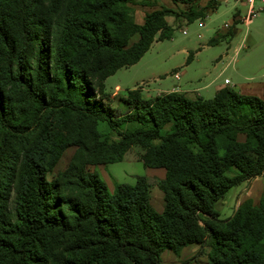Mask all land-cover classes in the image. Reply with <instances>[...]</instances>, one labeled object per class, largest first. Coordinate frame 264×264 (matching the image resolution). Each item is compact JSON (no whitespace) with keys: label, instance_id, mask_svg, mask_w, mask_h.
I'll list each match as a JSON object with an SVG mask.
<instances>
[{"label":"trees","instance_id":"1","mask_svg":"<svg viewBox=\"0 0 264 264\" xmlns=\"http://www.w3.org/2000/svg\"><path fill=\"white\" fill-rule=\"evenodd\" d=\"M172 1L189 24L218 5ZM133 2L0 0V264H163V253L191 245L210 249L208 264H264V206L227 220L216 209L264 177V100L228 87L212 99H145L139 87L117 114L104 103L106 81L175 34L173 9L139 25ZM134 145L147 169L165 170L161 212L146 177L111 192L92 169L123 162ZM70 148L66 170L49 180Z\"/></svg>","mask_w":264,"mask_h":264},{"label":"rangeland","instance_id":"2","mask_svg":"<svg viewBox=\"0 0 264 264\" xmlns=\"http://www.w3.org/2000/svg\"><path fill=\"white\" fill-rule=\"evenodd\" d=\"M133 1L131 5L133 16L139 25L143 24L145 14L149 11L158 10L162 6L173 9L175 16H169L167 20L175 28V34L171 40L156 41L137 65L119 70L106 81V92L109 98L104 103L115 109L117 114L126 113L127 107L122 98L126 97L128 90L139 88V85L145 99H152L178 88L189 98H192V91L200 89L198 90L200 95L206 99H212L215 96L216 87L223 84L225 79H229L233 89L235 86H244L249 83L251 86H244L247 90L264 85V29L262 34L253 35L255 25L249 28L245 24L238 27V36L234 44L240 45L244 38H249L250 44L256 43L252 52L251 47L249 51L235 56L234 51L229 50L225 41L200 50L202 46L215 38L220 29H223V35L232 30V26L225 28V25L232 21L237 9L242 12V15L246 14L247 9L235 0L221 1L217 12L207 19L198 20L192 24L183 18L186 7L182 5L176 7L172 0ZM240 1L246 2V0ZM209 2L210 0H198L197 4L204 7ZM256 6V11H259L264 4L258 3ZM259 14L256 21L260 17L264 20V13L259 12ZM202 22L205 25L204 28L201 26ZM230 38H226V41ZM137 40L138 36L133 39L134 42ZM190 53H193L195 58L187 66ZM227 53L228 56H226ZM177 73L182 77L179 76V79H176L175 74ZM98 128L103 134L111 135L113 140L118 139L116 133L112 132L106 124L100 123ZM165 133H168V129L163 132ZM241 138L244 140L243 137ZM159 143L160 141H155V144ZM74 152L75 148H70L64 153L54 172L48 175L49 180L66 170ZM144 152L142 147L134 145L126 154L123 162L92 169H96L100 179L107 184L110 191H114L115 184L135 185L138 177H146L151 186V204L154 209L161 212L165 203L159 184L165 178V170L147 169L142 161ZM246 204L255 207L261 204L264 206V177L234 187L226 198L218 203L216 209L220 214V219L227 220ZM209 252L210 249L207 247L191 245L186 247L179 256L166 251L161 259L163 264H208Z\"/></svg>","mask_w":264,"mask_h":264},{"label":"crops","instance_id":"3","mask_svg":"<svg viewBox=\"0 0 264 264\" xmlns=\"http://www.w3.org/2000/svg\"><path fill=\"white\" fill-rule=\"evenodd\" d=\"M221 1H223V0H217V2H218V5H217V9L215 10V11H213L212 13H210L209 14V16L208 17H210L211 16V14H214L215 12H217L218 10H219V7L221 6ZM226 1H228V0H226ZM237 3H239V4H241L242 6H244L246 9H247V6H246V3H244V2H241L240 0H235ZM258 3H262V4H264V0H257V3H256V5L258 4ZM204 4V3H203ZM260 9H261V13H264V7H260ZM246 13H247V11H246ZM246 16V14L245 15H242V12L240 11V10H236L235 11V13H234V15H233V19H232V21L230 22V23H228V24H226L225 25V28L227 27V28H229V27H231L232 26V30H233V36L230 38V37H226L227 36V34L226 35H223L224 33L222 32V30L223 29H220L217 33H216V35H215V38H213V39H217V38H219V37H226V38H230L229 40H227L226 41V38L225 39H223V41H221V42H226L227 44H228V48H229V50H233L234 51V54H235V56H238L241 52H247V51H249L250 49H251V47H252V49H251V52L252 51H254V46L256 47V43H252V44H250L249 43V38H244V40H243V42L240 44V45H237V44H234L235 43V39L237 38V36H238V34H237V31H238V27L240 26V25H244L245 23L243 22V21H241V20H243V18ZM260 16V14H257L253 19H252V21L249 23V24H245L246 25V27H252V26H254L255 25V27L253 28V31H252V34L253 35H260V34H262V31H263V29H264V20H261V17L258 19V21L259 20H261L260 21V23L259 24H257L258 23V21H256V19L258 18ZM207 17V18H208ZM207 18H205V19H207ZM235 21H239V23L238 24H236V25H234V23H235ZM202 25V27L204 28L205 27V25L203 24V22L201 23ZM185 31H183V33H184ZM221 32V33H220ZM201 36H199V38H200ZM213 39H211V40H213ZM210 40V41H211ZM209 41V42H210ZM209 42L205 45V46H202L201 48H200V50H205V49H207V48H210V47H213V46H209ZM220 42V43H221ZM155 43V42H154ZM218 45V44H217ZM154 46V44L152 45V47ZM216 46V45H215ZM151 47V48H152ZM151 50V49H150ZM193 54V53H192ZM229 54L227 53L226 54V56H228ZM144 58V57H143ZM194 58H195V55L193 56V58H192V60L190 61V62H188V60H187V66H189L193 61H194ZM137 65V64H136ZM135 66V65H134ZM131 67H133V66H131ZM177 74H179V73H177ZM177 74H175V76L177 75ZM179 76H180V78L182 77V75H180L179 74ZM176 79H177V76L175 77ZM248 78H246V80H247ZM181 80V79H180ZM179 80V81H180ZM226 80H229V79H225V81ZM225 81H224V83L223 84H219L217 87H216V90H215V94L214 95H216V93L218 92V91H220L221 89H223V88H226V87H228V88H232L231 87V82H230V84H225ZM210 86H211V84H209ZM243 85H240V86H235V89H236V91L238 92V93H240V94H242V95H247V96H256V97H259V98H261V99H263L264 100V85H262V87H260V88H253V89H250L249 88V90H247L244 86H251V83H249V84H247V85H244L243 87H242ZM258 86V85H257ZM261 86V85H260ZM139 87H141L140 85H139ZM239 88H241V89H239ZM234 89V90H235ZM238 89V90H237ZM198 90H200V89H198ZM198 90H194V91H192L191 93H192V97H196V96H201V97H203L202 95H200L199 94V92H198ZM201 90H203V89H201ZM204 91V90H203ZM249 91V92H248ZM169 92H179V93H184L181 89H172V90H170ZM169 92H167V93H169ZM162 94H166V93H162ZM161 95V94H160ZM204 98V97H203ZM206 99V98H205ZM112 165V164H111ZM98 168V167H97ZM109 188V187H108ZM111 192H113V191H111Z\"/></svg>","mask_w":264,"mask_h":264},{"label":"built area","instance_id":"4","mask_svg":"<svg viewBox=\"0 0 264 264\" xmlns=\"http://www.w3.org/2000/svg\"><path fill=\"white\" fill-rule=\"evenodd\" d=\"M245 3H246V6H247V13H246V16L243 18V21H244L245 24H249L252 21V19L257 14H259L261 9H259V11H256L257 0H246ZM184 34H186V32H184ZM176 76H177V79H179V74H177ZM225 84H230L229 80H226Z\"/></svg>","mask_w":264,"mask_h":264}]
</instances>
